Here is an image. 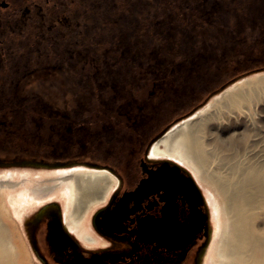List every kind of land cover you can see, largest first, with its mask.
I'll use <instances>...</instances> for the list:
<instances>
[{
    "label": "flooded vegetation",
    "instance_id": "1",
    "mask_svg": "<svg viewBox=\"0 0 264 264\" xmlns=\"http://www.w3.org/2000/svg\"><path fill=\"white\" fill-rule=\"evenodd\" d=\"M148 2H154L156 8L163 3L158 0H126L123 3L121 0L117 2L114 0H27L20 5L18 0H0V41H6L8 36L14 34H26V37L34 40L36 57L32 66L27 54L18 55L17 52L10 56L0 52V67L4 59H13V72L17 76L16 84L37 69L53 67L54 71L63 76L65 84L77 88L80 81L76 79L75 66L90 58L93 64L92 78L95 80L99 94L100 90L110 85L122 98L119 110H122V117L125 118V129L122 128L118 119L109 120L102 125L105 139H96L104 152L107 151L103 157H112L113 153L117 156V162L114 156L109 160L96 159L97 153L94 150L96 147L84 141L86 136L77 137V143L70 142L74 145L79 144L77 147L64 146L63 149L54 147L49 152L42 153L38 150L36 152V149L28 144L0 145V170L17 164L33 165L47 170L87 166L106 169L116 179L106 200L91 214V227L95 233L97 232V237L101 238L97 245L85 242L83 238H78L79 236H76L73 230L67 228L62 219L61 206L56 200H51L49 203L58 204L62 224L73 241L62 243L59 248H53L46 239L50 218L38 219L35 216L34 222L28 227V241L43 264H201L208 251L212 235L211 203L202 184L196 179L191 169L185 166L186 164L163 154L154 153L151 151V146L178 119L193 113L196 105L206 102L212 94L221 89L223 84L210 88L212 81L209 79V74L205 75L200 80V86L208 93L202 101L192 106L187 112L166 121L168 116L163 114L162 106L173 107L176 103L182 102L180 99L170 101L167 92L171 89L181 91L184 87L182 85L179 89V86L174 85L177 79L175 76L171 79L166 77L168 68L164 66L166 57L157 58L158 65L143 66L137 72L128 65L125 69L123 66L113 67L108 63L106 66H101L99 60L95 61L93 55L84 53L79 48L81 41L87 43L89 38V35L84 37V34L92 33L97 24L102 26L103 39L111 37L112 25L106 21L116 20L113 18L115 7L123 10L119 11V18L123 16L122 13L127 16L133 11L135 13L140 11L138 3L147 4ZM200 2L204 5L203 16L206 18V21L201 23L203 25L201 31L213 34V41L227 35L231 37V28L234 24L244 25L245 21L242 19L248 17L252 21H260L258 16L264 14V3L256 5L253 11L249 12L250 8L245 6L248 5L246 2L236 3L235 0H200ZM30 21L40 22L33 24ZM79 21L93 22L88 26L85 23L86 26L83 27ZM176 31L173 30L172 34L174 43L181 45L180 48L191 47L196 50L190 56L192 57L191 65L198 62L201 57H216L220 48L223 56L229 51L226 45L221 46L218 43L213 49L208 50L200 49L202 47L200 44L194 45V39L202 38L199 35L200 31L191 32L188 38L187 34L179 35ZM70 35L73 40V42L70 41L71 43L68 42ZM186 40L190 46H187L186 42L183 44ZM207 40H212L210 35ZM47 41H51L50 47L53 50L60 46L66 50V55L63 57L61 55L62 58L56 65H49L53 57L47 51ZM86 43L84 48L90 50L91 45ZM127 51L130 54L133 53L129 49ZM136 51L139 52V50ZM124 53L125 50L122 49V56ZM136 55L141 57V54H132V58L137 57ZM237 55L242 56L240 53ZM23 67L27 68V71L22 70ZM194 69L190 66L188 74H191ZM150 72L155 75L152 77L153 89L150 93L154 97L157 96L155 99L152 96L149 97L151 101L138 97L133 90V84H137L140 78L149 79ZM90 87L93 89L92 84ZM188 90V94H191L192 89L188 88ZM117 98H114L115 102ZM100 99L102 103H108L105 98ZM39 100L44 102L45 109L51 113L69 118L68 131L73 128L75 119L68 109L67 97L62 105L52 103L43 97ZM84 100L87 98L78 99V104L85 105ZM167 100L170 103L165 104ZM1 126L3 125L0 122ZM94 133L98 136L103 135L100 131ZM116 144L118 148L114 150ZM121 145L125 155L118 156L122 150H119Z\"/></svg>",
    "mask_w": 264,
    "mask_h": 264
},
{
    "label": "rangeland",
    "instance_id": "2",
    "mask_svg": "<svg viewBox=\"0 0 264 264\" xmlns=\"http://www.w3.org/2000/svg\"><path fill=\"white\" fill-rule=\"evenodd\" d=\"M117 1L114 0V2ZM121 1L123 3L126 0ZM158 1L163 2L158 5L159 8H156L154 2H148L147 4L138 3V9H141L140 11H137L136 13L133 11L127 16H124L125 13H122L123 16H120L119 18V11L123 10L115 7L113 18L116 20L106 21L109 25H112V31L110 32L112 34L111 37L109 36L108 38L103 39L101 37L102 26L101 24H97L92 33L87 35L84 34V37H88L89 35V38H87V43L86 41H81L82 44H79V48H81L84 53L88 52V54L93 55L95 57V61L98 62L99 60L101 66L110 64L113 67L123 66L124 69L125 67L132 66L134 68L132 70L137 72H139L143 66L152 67L158 65L157 58L164 59L166 57L164 63V66H168L166 70V77L171 79L172 76H175L177 79L174 81V85L176 87L179 86V89L182 85H184L182 90H185L183 92L182 90L174 91L171 89L167 92L170 101H172V99H180L182 102L176 103L173 107H168V105H166V108V106H162V109L164 110L163 114L168 116L166 121H169L171 118L181 113L187 112L192 106L202 101L208 93L207 90L204 91L203 87L200 86V80H202L205 75L207 76L209 74V79L212 81L210 88L218 87L221 84L223 85L221 89L212 94L206 102L196 105L194 112L204 108L211 97L217 95L218 93L220 94L225 92L226 89L235 83L245 78L254 79L257 76L264 75L263 13L258 16L259 20L261 19L260 21H252V19H249L248 17L242 19L245 21V23H243L245 26L234 24L231 28V37H227V35L225 37H220L217 39L218 41H213V34H209L207 31H201L203 28L201 23L206 21V18L203 16L205 9L200 0ZM26 2L27 0H18L20 5H23ZM235 2L248 3V5L245 6L250 8V12L253 11V8L256 5H262L264 0H235ZM100 17L101 16L99 15V18ZM30 22L36 24L40 21ZM79 22L83 24V27H85V23H87L88 26V24H92L93 21ZM173 30H177L176 33L179 35L187 34V38L191 32L197 33L200 31L202 33L199 32V35H201L202 38L201 36V39L195 37L196 40L194 39V45L197 46L200 44L202 46L201 48L199 47L200 49L206 48V50H208L209 48L213 49L214 45L218 43L221 46L226 45L227 49H229L228 53L230 54L226 53L224 56L221 55L222 49L220 48V51H217L216 53V57H201L198 62L191 65L190 59H192V57L190 56H192L196 50L191 47L180 48L181 45L174 43L175 41L172 40ZM83 33H85V31ZM36 35L37 34L35 32V36ZM71 35L73 34L71 33ZM71 35L68 42H73V40H71ZM209 35L212 40H207ZM72 39H74L73 36ZM204 39H206V41H204ZM33 42L34 40H32L31 37H26V34H14L12 36H8L6 41H0V52L10 56L16 54L17 52L18 55L27 54L31 59L32 66V62H34L36 57ZM184 42H186L187 46H190L187 40L183 41V44H185ZM85 43L87 45H91L90 50L84 48ZM50 44L51 41H47V51H49L50 56L53 57L49 65H56L59 63L61 58L66 55V50H63L62 46L53 50L51 49ZM122 49L125 50L124 56H122ZM127 49L133 51L132 54H141V57L136 55L137 57L132 58V54H130ZM3 50H5V52H3ZM136 50H139V52ZM239 53L242 54L241 57H238L237 54ZM235 59L236 63H234ZM111 62L113 63L111 64ZM2 63L3 65L0 67V122L3 125L0 127L1 146L8 145L9 143L28 144L33 146V148L36 149V152L38 150V152L42 153L45 151L49 152L50 149L54 147L57 149H63L64 146H67L68 148L73 146L77 147L79 144L74 145L70 142L77 143V137L86 136L84 141L88 144H92L93 147H96L94 148L97 153L96 159L109 160V158L114 156L112 153V157H103L106 155L105 152L107 151L104 152V149L97 143L96 139H105L106 136H104L105 132L102 125L107 123L109 120L118 119L120 124L123 126L122 128L125 129V118L122 117V110H119V103L122 102V98L116 93L115 89L111 88L110 85L104 87L105 89L100 90L99 94L98 89L95 86V80L92 78L93 64L91 63L90 58L87 61L84 60L79 62L75 66L77 72L76 79H78L77 81H80L78 82L77 88L69 86V84H65L63 76L56 70L54 71L55 68L53 67L37 69L16 84L17 76L13 72V59H4ZM43 64L47 65L48 63ZM190 66L195 69L191 74H188ZM21 69L27 71V68L25 67ZM154 76L155 75L150 72V77H148L149 79L140 78L137 84H133V90L138 97L151 101L149 97L152 96L150 92L153 89L152 77ZM91 84L93 85V89L90 87ZM188 88L192 89V91H190L191 94H188ZM40 97L59 105L64 104L63 100L67 97L66 103L68 104V109L70 110V114L73 115V119H75L74 126L70 131L67 130V128L70 127L69 122L67 121L69 118L54 112L51 113L49 110L45 109L44 102L39 100ZM85 97L87 98V100L83 101V104L85 103V105L80 106L78 104V99ZM101 97L105 98L108 103H102L100 99ZM114 98H117L118 100L115 102ZM169 100H167L165 104L170 103ZM252 102L246 105L248 109L244 105L246 109L242 106L239 108L240 111L238 109L227 110L224 108H219L218 110L216 106H213L202 113L205 115L209 112H214V114L216 112L217 114L215 115L218 118L212 119L207 123V126L205 127L207 132L205 131L204 137L208 138L210 134L212 135V133H214L218 136L221 135V138H225L233 132L248 131L251 135L245 147H248L247 150L251 149V151H249L250 155L256 154L255 156L264 158V120L260 122V119H264V86L259 93V96ZM219 118L221 120H219ZM183 119H178V121L170 128ZM249 125L251 128L248 127ZM253 128L256 129L254 130ZM97 131H100L103 135L98 136L94 133ZM260 144H262L263 148ZM125 145L126 144L124 142V146ZM116 148H118V144L114 145L113 149L116 150ZM121 149L122 145L119 150ZM121 155H125V151L123 149L120 151V154L118 153V156ZM114 160L115 162L118 161L117 156H114ZM18 168L19 170L27 169L29 171H34V173L41 169L33 165L17 164L10 169H1L0 174L5 171L8 172L11 169V171L18 170ZM24 176L25 175H20L19 177L17 176L16 179L22 180ZM52 176L55 175H42L41 180L42 178H50ZM35 177L37 176H34V180L37 179ZM37 180H40V177ZM41 184H45V182H28L29 190ZM24 186V184L18 185L19 189H23ZM202 186L211 203V242H214L210 243L209 246L212 244V246L215 247L222 224L221 213H217L214 207H212L218 203V199L213 191L205 184H202ZM63 193H67V190H61V188H58L55 193L51 192V194H39L36 196L40 199L42 198V201L51 199L54 196L52 200H56L57 203L62 206L57 195L60 196ZM103 202L96 204L89 211V218H91V214L94 209ZM23 205L26 204L24 203ZM7 206L9 210H11L10 205L8 204ZM23 207V209H25L26 206ZM39 207L40 205H38L37 201H35V206H33V208L29 211L25 210L26 212L23 213L22 219L17 218L13 212H10V217L8 218V222L12 230V233L10 234L14 243L19 248L21 258L26 264H43L37 254L30 248L28 241V227L34 222L36 212ZM8 213L9 212H7V214ZM213 235H216L215 238ZM214 247H210L211 254L209 252L208 257L210 255L211 257L214 255ZM206 256L204 258V262L207 261ZM202 264L205 263L202 261Z\"/></svg>",
    "mask_w": 264,
    "mask_h": 264
},
{
    "label": "bare ground",
    "instance_id": "3",
    "mask_svg": "<svg viewBox=\"0 0 264 264\" xmlns=\"http://www.w3.org/2000/svg\"><path fill=\"white\" fill-rule=\"evenodd\" d=\"M263 86L264 75L235 83L225 92L211 97L204 108L178 122L151 146L154 153L186 164L196 179L207 185L218 199V203L212 207L217 213H221L222 224L215 247L211 244L207 256L205 255L207 261L204 262L203 259L205 264H264V158L255 156L256 154L250 155L251 149L247 150L248 147H245L251 135L248 131L233 132L225 138L209 133L210 136L205 138V127L209 121L217 118V113L208 111L209 113L202 114L213 106L218 110H239L255 100ZM263 120L260 119V122ZM250 125L248 127L251 128ZM11 170L0 174V264H26L10 234V212L22 219L23 213L35 206V201L42 207L54 197L42 201L36 195L55 193L58 188L67 190V193L57 195L67 228L89 244L98 243L101 238L97 237V232L91 227L89 211L106 200L116 182L108 170L87 166L64 170L40 169L35 173L27 169ZM49 174L55 176L41 180L42 175ZM20 175L25 176L22 180L16 179ZM34 176L37 179L40 177V180H34ZM34 181H44L45 184L29 190L28 182ZM20 184L25 185L23 189H19ZM23 206H26L25 209ZM41 207L36 212V217ZM210 247H214L212 257Z\"/></svg>",
    "mask_w": 264,
    "mask_h": 264
},
{
    "label": "water",
    "instance_id": "4",
    "mask_svg": "<svg viewBox=\"0 0 264 264\" xmlns=\"http://www.w3.org/2000/svg\"><path fill=\"white\" fill-rule=\"evenodd\" d=\"M44 217L50 218L47 224L46 239L53 248H59L62 243L73 241L62 224L58 204L50 202L43 205L37 214V218L42 219Z\"/></svg>",
    "mask_w": 264,
    "mask_h": 264
}]
</instances>
